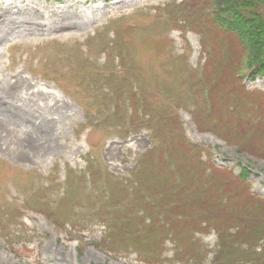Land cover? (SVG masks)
<instances>
[{
  "label": "rangeland",
  "instance_id": "1",
  "mask_svg": "<svg viewBox=\"0 0 264 264\" xmlns=\"http://www.w3.org/2000/svg\"><path fill=\"white\" fill-rule=\"evenodd\" d=\"M41 1V2H39ZM93 0L88 3H46L43 0L35 2H20L12 0L10 5L0 3V119L4 125L0 126V160L7 165L19 169H37L40 176L32 180L29 177L15 172L6 177L7 170L0 167V194L4 195L0 206V226L4 233L0 234V264H144L137 259L136 254L127 257L107 258L104 253L95 250L92 246L81 252L76 240L67 241L63 235L54 231L40 215L28 212L30 206L27 201L31 194H36L32 199L39 207H47L56 198V192L49 190L40 194L35 188L40 185L50 184V175L57 174L58 184L63 180L62 167L64 161H77L88 150L85 135L77 137V125L86 121V116L81 106L68 97L56 83L55 79L42 80L39 76L31 75L26 66H34L39 71L49 53L28 55V63L15 64L19 58L9 60V65L4 61V56H10V50L6 49L11 40L23 42L34 38L36 42L43 37L56 36L62 40L68 36H75L85 41L96 35L109 23L105 19L111 14L116 15L119 9L131 8L134 10H146L166 0ZM12 7V8H11ZM140 7V8H138ZM146 7V8H143ZM119 18V17H117ZM116 19V18H115ZM114 20V19H113ZM110 23L107 27H110ZM69 34L68 36H66ZM65 36V37H63ZM176 48L182 50L178 40ZM76 39V40H77ZM79 40V39H78ZM189 40L195 48L198 47L197 36L190 34ZM84 42H75L68 49L64 41L59 48L62 51L72 50V56L78 60L81 56V48ZM60 50L53 52V57ZM195 53L192 62L195 63ZM105 56L98 58V54L91 55L88 60L93 62L98 70V64H103ZM48 64V63H47ZM51 68L60 74L62 66L51 63ZM82 89V87H80ZM96 113L89 114L87 118H93ZM187 122L188 136L200 145L210 148L215 154V161L225 164L228 159L230 166H235L238 173L242 163L248 165L251 170L249 179L254 183L255 191L264 194V160L248 162V156L236 152L235 148L225 145L219 138L211 133H199L194 125L184 115ZM18 134L24 137V141H17L12 136ZM27 138V139H25ZM31 141V143H29ZM133 152L137 153L151 145L147 134L134 136L130 139ZM123 147L117 142H111L105 152L108 161L117 168V162L123 155ZM134 153H129L127 163L133 164ZM250 163V164H249ZM125 164L121 163L120 166ZM55 166L60 171H55ZM117 168V170L120 168ZM126 171V170H124ZM7 178V179H6ZM35 187V188H34ZM149 198L151 201L169 202L176 196L171 190L152 188ZM19 210L21 213L14 220L19 222L14 226L11 212ZM93 239L98 236V230L90 234ZM213 235L204 238V242L213 245ZM15 250V251H14Z\"/></svg>",
  "mask_w": 264,
  "mask_h": 264
},
{
  "label": "trees",
  "instance_id": "2",
  "mask_svg": "<svg viewBox=\"0 0 264 264\" xmlns=\"http://www.w3.org/2000/svg\"><path fill=\"white\" fill-rule=\"evenodd\" d=\"M220 7L223 8L224 11L230 13L231 15L235 16V21H232L233 24H238L236 27V30L239 31L240 35L243 37V42L245 46L250 48V56L253 59L262 58L264 57V49H261L262 47L258 46L256 48H251L250 45L253 44L260 35L264 38V16L261 12V9H264V0H219ZM197 10V4L194 5V14ZM259 66V71L261 74H264V61ZM223 80H227V82L232 81V72H227L226 75H222ZM214 85L218 84V81L216 79H213ZM186 87V86H185ZM184 86H175L176 94H182L184 92ZM188 87V86H187ZM230 94H237V99H240L239 101H251V99L244 95V92L241 91L238 88H235L234 93ZM243 94V95H242ZM243 117H246V115L239 114V131L241 133L245 132V126L243 123L247 122L242 119ZM253 126V123H251ZM238 130V129H237ZM235 134V133H233ZM237 135V134H236ZM230 185H227V187ZM240 190H238V199L236 201L237 204L241 203H248L250 201V195L248 193V190L246 187L238 186ZM215 190L214 187H210V189L204 194H208L210 190ZM206 198V197H204ZM242 200V201H241Z\"/></svg>",
  "mask_w": 264,
  "mask_h": 264
}]
</instances>
